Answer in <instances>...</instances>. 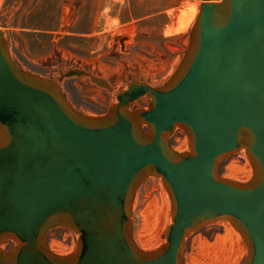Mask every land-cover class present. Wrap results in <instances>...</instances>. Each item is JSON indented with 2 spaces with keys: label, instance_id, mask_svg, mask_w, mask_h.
I'll return each mask as SVG.
<instances>
[{
  "label": "water",
  "instance_id": "obj_1",
  "mask_svg": "<svg viewBox=\"0 0 264 264\" xmlns=\"http://www.w3.org/2000/svg\"><path fill=\"white\" fill-rule=\"evenodd\" d=\"M73 76L111 90L82 69L57 80L23 70L0 28V264H184L188 237L215 222L239 232L243 264H264V0L201 2L173 73L160 85L130 80L104 114L72 105L61 82ZM177 128L187 150L170 145ZM238 152L248 180L219 174ZM150 176L171 222L143 250L132 212ZM57 227L77 235L70 254L48 246Z\"/></svg>",
  "mask_w": 264,
  "mask_h": 264
},
{
  "label": "rangeland",
  "instance_id": "obj_2",
  "mask_svg": "<svg viewBox=\"0 0 264 264\" xmlns=\"http://www.w3.org/2000/svg\"><path fill=\"white\" fill-rule=\"evenodd\" d=\"M203 1L0 0V28L6 32L11 56L23 70L57 80L61 72L74 68L106 80L111 90L96 85L87 77H67L61 82L63 92L76 109L99 115L116 102L115 95L130 80L160 85L173 73L186 50L192 26L188 31L165 32L176 22L177 10L182 5L195 2L200 5ZM115 19L117 25L110 22ZM64 20L69 24L65 32L60 33ZM123 29L126 30L122 36L124 40L119 41L117 31ZM131 31L133 34L128 35ZM149 102L150 98L144 96L135 106L146 107ZM169 141L176 150L188 149V137L181 128L174 130ZM183 142L186 147L180 150ZM218 171L226 178L239 181L248 180L252 168L247 155L238 152L224 159ZM162 191L169 198L158 176H150L137 190L132 212L134 240L138 230L145 222L153 220L156 210L162 206ZM225 233L223 222L208 224L193 232L187 239L184 264H243L246 256L243 244L244 254L238 261L228 262L230 247L223 254L215 248L219 251L218 257L223 259L216 261L212 245ZM47 241L49 248L55 242L61 245L59 252L53 251L60 255L70 254L77 247V235L62 227L50 230ZM205 245H210L211 251H207Z\"/></svg>",
  "mask_w": 264,
  "mask_h": 264
},
{
  "label": "bare ground",
  "instance_id": "obj_3",
  "mask_svg": "<svg viewBox=\"0 0 264 264\" xmlns=\"http://www.w3.org/2000/svg\"><path fill=\"white\" fill-rule=\"evenodd\" d=\"M198 3H188L185 5H182L181 8H179L177 11V20L176 22H174V24L172 26H169L168 29L166 30V34H171L173 31H188L190 29V27L193 25V23L195 22L198 13H199V7H198ZM111 23L117 25L118 24V20L115 19L113 21H110ZM69 22L67 20H64V24L62 25V29L60 33L65 32L67 26H68ZM124 31L118 30L117 33L119 35L118 40L119 41H123V34L126 33V30L123 29ZM59 33V34H60ZM128 35H132L133 31L127 33ZM117 40V41H118ZM186 147V143L183 142V144L180 146V150L184 149ZM250 175V170L248 168V164H247V176ZM162 199H163V204L160 208H158L155 212V216L152 214H150L153 218V220H147L148 222H145L143 225V227L141 229L138 230L137 232V236H136V243L137 245L144 250H152L157 248V246H159V244L162 242L161 240V232L163 231V229L165 228V226L167 225V223L169 222V198L168 196L162 191ZM156 205V204H155ZM159 207V206H158ZM147 209V208H146ZM151 212V211H149ZM145 215V214H144ZM151 218V217H150ZM148 217V219H150ZM223 225L225 227V234L224 235H220L217 238L216 243L214 244V246L212 245V247L216 249H219L222 254L225 253L227 251V248L230 247V253L231 256H229V258L227 259L228 262L232 259H235L236 261H238V259H240V257L244 254V247L242 245L241 242V238L240 235L238 234L237 231H235L234 228H232L229 224L224 223ZM207 245V244H206ZM205 245V246H206ZM5 247V246H3ZM61 247V245L57 242L50 244V248L52 249V251L55 252H59V248ZM211 248L210 245L206 246L205 249L208 251ZM70 250H68L67 252H70ZM211 251V250H209ZM216 251V250H215ZM215 258L216 261L220 262L223 259L221 257H218V253L219 251L215 252ZM210 253V252H208ZM225 255V254H224ZM216 262V263H217ZM196 264V262H195Z\"/></svg>",
  "mask_w": 264,
  "mask_h": 264
}]
</instances>
